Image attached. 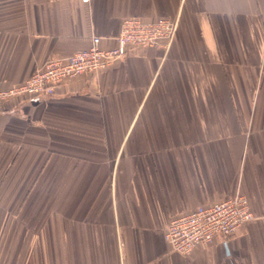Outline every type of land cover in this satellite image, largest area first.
<instances>
[{"label": "crops", "instance_id": "crops-1", "mask_svg": "<svg viewBox=\"0 0 264 264\" xmlns=\"http://www.w3.org/2000/svg\"><path fill=\"white\" fill-rule=\"evenodd\" d=\"M177 18L52 96L0 101V264H264V0H0V89L52 56ZM245 194L254 218L189 254L170 220Z\"/></svg>", "mask_w": 264, "mask_h": 264}, {"label": "built area", "instance_id": "built-area-1", "mask_svg": "<svg viewBox=\"0 0 264 264\" xmlns=\"http://www.w3.org/2000/svg\"><path fill=\"white\" fill-rule=\"evenodd\" d=\"M178 21L168 16L125 17L113 48L102 47L101 37L93 36L86 50L52 56L23 83L0 89V101L24 94L46 98L57 93L67 80L88 73L97 74L132 50L154 46L167 48ZM253 218L247 196L237 193L172 218L164 236L173 251L189 254L200 244H209L216 238H230Z\"/></svg>", "mask_w": 264, "mask_h": 264}]
</instances>
